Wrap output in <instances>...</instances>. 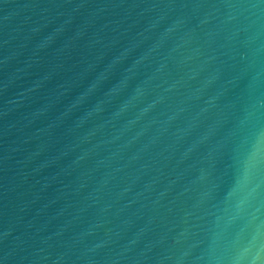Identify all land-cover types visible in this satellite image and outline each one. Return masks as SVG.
<instances>
[{"label":"water","instance_id":"water-1","mask_svg":"<svg viewBox=\"0 0 264 264\" xmlns=\"http://www.w3.org/2000/svg\"><path fill=\"white\" fill-rule=\"evenodd\" d=\"M0 264H264V0H0Z\"/></svg>","mask_w":264,"mask_h":264}]
</instances>
